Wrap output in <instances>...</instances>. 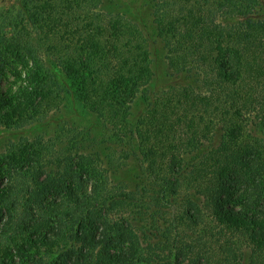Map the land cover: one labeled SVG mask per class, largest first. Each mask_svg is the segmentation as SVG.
I'll return each mask as SVG.
<instances>
[{"label": "trees", "instance_id": "trees-1", "mask_svg": "<svg viewBox=\"0 0 264 264\" xmlns=\"http://www.w3.org/2000/svg\"><path fill=\"white\" fill-rule=\"evenodd\" d=\"M110 1L20 0L0 26V67L15 58L24 85L14 96L0 92V126H25L58 106L51 67L72 78L111 143L143 164L162 195L187 189L175 254L164 258L123 216L134 199L108 189L92 154L69 156L51 177L30 170L23 148L8 158L14 170L0 165L10 175L0 183V264H242L246 250L247 264H264V144L254 134L264 126V22L249 15L255 4L229 0L223 17L241 21L222 25L208 0H155L182 15L179 28L160 29L173 84L127 127L152 73L140 27L100 10Z\"/></svg>", "mask_w": 264, "mask_h": 264}, {"label": "rangeland", "instance_id": "rangeland-1", "mask_svg": "<svg viewBox=\"0 0 264 264\" xmlns=\"http://www.w3.org/2000/svg\"><path fill=\"white\" fill-rule=\"evenodd\" d=\"M208 1L209 4H217V8L211 12V17L215 21L222 25L223 23L239 24L241 16L236 12L223 17V6L227 7L229 0ZM252 1L256 8L249 11L251 19L264 22V0ZM19 2L20 0H0V26H4L10 15L17 11ZM100 10L119 13L135 22L147 41L152 76L149 83L138 90L136 99L130 105V115L126 121L128 127L140 113L148 110L153 95L173 84V78L169 76L166 69L165 46L161 30L169 33L174 26L179 28L182 25V15L173 6L165 5L161 8L155 0H111L106 5L100 6ZM2 64L0 92L8 97L14 96L19 86L24 85L17 74V71H21L23 67L10 55H5ZM49 73L53 87L60 92L58 106L25 126H0V165L8 171L14 170L8 158L11 157L12 152L19 153L25 148V153L30 158L28 159L30 170L37 169L49 172L51 177H58L63 171L64 161L69 156L78 153L92 154L99 160L107 174L108 189L113 193H122L134 199L136 208L130 212L126 211L123 216L132 219L136 231L144 232L147 242L157 249L160 255L171 259L176 251L173 245L177 242L176 235L182 236V231L175 233L174 226H180L177 219L182 216L186 208L185 198L188 191L184 184L177 188L176 194L162 195L164 186H160V183L149 178L143 164L131 156L123 146L111 143L103 121L74 93L71 88L72 78H67L62 72H55L52 67ZM21 75H24L23 72ZM249 130L253 133L252 129ZM254 134L262 146L264 126L255 128ZM217 141L218 137L214 135L211 141L204 143V146L209 147ZM1 171L0 183L3 184L8 181L10 175ZM45 177L41 174V177L37 175L34 178L23 179L25 182L23 185L34 187L36 178L40 180ZM168 188L169 186L166 189ZM41 246L43 249L50 247L47 244ZM244 253L241 263L247 264L248 250ZM40 256L46 257L47 253L41 252Z\"/></svg>", "mask_w": 264, "mask_h": 264}]
</instances>
